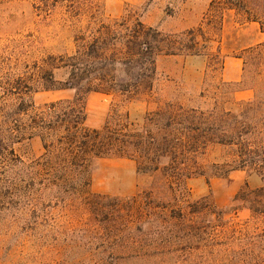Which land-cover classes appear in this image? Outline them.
<instances>
[{"label": "rangeland", "instance_id": "obj_1", "mask_svg": "<svg viewBox=\"0 0 264 264\" xmlns=\"http://www.w3.org/2000/svg\"><path fill=\"white\" fill-rule=\"evenodd\" d=\"M96 1L103 11L79 18L40 0L0 5V264H264V214L239 196L264 186V170L238 167L235 145L199 149L191 177L167 180L162 171H139L131 156L100 157L71 175L44 155L38 135L30 136L28 117L18 111L23 100L38 109L74 95L41 90L42 76L64 81L68 68L61 66L77 35L123 19L160 33L158 80L132 97L91 92L88 128L102 130L109 117L127 113L119 134L141 129L169 102L197 117L215 108L235 114L254 97L264 109V61L243 58L263 26L248 24L246 12L230 11L226 0L208 7L202 0ZM250 2V15H263L264 0ZM226 68L240 80L227 81ZM116 74L127 77L121 64ZM259 152L256 161L264 147ZM144 204L158 208L164 227L141 218Z\"/></svg>", "mask_w": 264, "mask_h": 264}, {"label": "trees", "instance_id": "obj_2", "mask_svg": "<svg viewBox=\"0 0 264 264\" xmlns=\"http://www.w3.org/2000/svg\"><path fill=\"white\" fill-rule=\"evenodd\" d=\"M9 1L0 0V5ZM250 1L226 0V4L229 8L246 12V21L260 22L264 29V11L263 15L251 16L254 7H251ZM40 2L51 10L64 7L73 18H79L91 9H96L100 14L104 9V4L96 0ZM159 34L141 21L128 25L123 19L102 23L98 27L91 26L88 33L77 35L74 54L67 56L61 66L68 68L66 79L59 82L51 74L44 80L43 75L39 83L42 84L41 90L72 89L73 97L38 109L32 101L26 103L23 100L18 107V111L28 117L26 128L32 130L30 136L36 134L41 138L44 155H53L59 161V168L71 175L100 157L131 156L138 161V170L143 173L162 171L167 180L168 176L183 180L191 177L198 168L196 156L199 149L221 144L224 147L235 145V154L241 163L238 167L264 170V156L260 161L254 160L264 147V109L257 97L240 102L242 108L235 114L218 112L215 108L208 116L206 112H200L199 117L195 115V109H191L190 113L169 102L165 109L156 112L157 120H148L141 129H126L123 134L119 132L125 127L122 118L128 120L127 113L125 116L118 115L115 120L109 117L102 130L86 126V104L91 92H118L132 97L153 89L158 80L157 57L162 51ZM247 54V57H243L245 62L252 59L264 61V42L249 48ZM118 64L124 66L126 78H117ZM196 118L198 121L195 122ZM128 150L132 151V155H128ZM239 196L248 203L254 214H264V186ZM157 209L145 204L140 209L141 218H147L156 230L165 225ZM190 212L197 213L199 209H191ZM180 218L181 213L172 217ZM152 235L154 233L150 232V239H153Z\"/></svg>", "mask_w": 264, "mask_h": 264}, {"label": "crops", "instance_id": "obj_3", "mask_svg": "<svg viewBox=\"0 0 264 264\" xmlns=\"http://www.w3.org/2000/svg\"><path fill=\"white\" fill-rule=\"evenodd\" d=\"M212 3H213V0H202V4L205 5V7L210 6ZM230 11H234V12L239 13V11L235 10L234 8H230ZM247 23L248 24H256L258 22L257 21H247ZM263 42H264V30L263 29L262 30L260 29L257 32L256 40L253 43H263ZM233 72H234L233 74L230 73L228 71V68H226L225 76L227 78V81H239L240 80V72L237 71V74L235 73V71H233Z\"/></svg>", "mask_w": 264, "mask_h": 264}]
</instances>
